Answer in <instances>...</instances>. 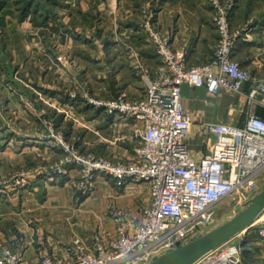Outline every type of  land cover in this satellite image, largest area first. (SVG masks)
<instances>
[{
    "label": "crops",
    "instance_id": "1",
    "mask_svg": "<svg viewBox=\"0 0 264 264\" xmlns=\"http://www.w3.org/2000/svg\"><path fill=\"white\" fill-rule=\"evenodd\" d=\"M21 3L22 0H0V23L16 27L13 31L19 29L21 40L24 38L22 45L14 46L12 54H7L8 63L10 60L21 63L25 70L35 65L32 52L24 45L31 38L41 43L40 46L48 38L55 39L56 45L53 50L49 46L50 52L41 51L43 57L37 68L40 81L9 82L6 87L12 89L14 96L10 100H20L31 113V104L41 111L50 110L57 126L67 136H76L81 126L76 122L85 120L88 126L91 125L83 133L86 142L90 143L91 138L96 139L92 140L94 143L101 141L99 149L95 145L89 149L115 160L132 154L140 141L142 123L110 114L103 106L87 103L85 97L88 95L80 96L75 82L87 88L90 95L97 83L102 90L100 96L104 98L120 94L131 99L145 96V76L154 75L160 60L142 26L144 8L154 13L156 24L175 47L188 50L189 64L208 61L219 39L215 25L216 7L212 0H32L40 11L25 17L17 10ZM230 14L232 28L240 32L234 58L255 77L264 78V0H235ZM106 20L118 31L113 28L102 33L99 26ZM50 74H53V80L48 77ZM247 89V86L244 92L222 89L213 94L206 85H182L183 102L193 119L186 142L196 157L209 151L199 129L202 122L243 125L250 114L264 118V104L250 103ZM36 118L41 124L42 116ZM35 134L25 133L24 137L30 140L29 136ZM20 135L15 130L9 132V136ZM25 143L21 151L18 150L21 155L31 149L29 142ZM61 152L52 149L45 154L51 160L55 153ZM33 165L36 168L33 173L29 172L32 182L27 187L15 190L0 185V258L10 247L23 254L25 264H39L46 253L66 256L67 248L74 246L78 238L89 242L98 227L116 235L108 212L100 211L105 205L109 207L110 202L103 199L102 204H96L97 200L92 201L94 197L82 199L74 193H66V189H70L67 186H73L75 181L76 167L69 166L62 172L50 174L47 172L49 165ZM119 197L123 211L137 222L143 206L138 202L148 203L150 190L145 183L130 181L124 184ZM242 238L252 244V249L244 252L247 261L264 263L257 232L246 231Z\"/></svg>",
    "mask_w": 264,
    "mask_h": 264
},
{
    "label": "built area",
    "instance_id": "2",
    "mask_svg": "<svg viewBox=\"0 0 264 264\" xmlns=\"http://www.w3.org/2000/svg\"><path fill=\"white\" fill-rule=\"evenodd\" d=\"M212 1L219 39L213 56L202 64H189L188 50L175 47L156 24L154 13L143 9L142 26L160 60L154 75L145 76V96L129 99L121 94L96 102L110 114L142 123L141 141L132 154L114 160L70 151L72 155L47 171L53 174L69 166L80 168L84 186L100 175L124 184L146 183L150 198L142 206L140 220L117 214L116 237L103 230L94 234L90 243L76 240L66 256L46 253L39 264H144L206 230L221 201L233 196L243 203L264 186L263 117L250 114L243 125L202 122L199 129L209 151L199 157L186 142L193 119L182 98L185 83L206 85L213 94L222 89L244 92L247 86L248 101L264 104V78L255 77L234 58L240 32L232 28L229 10L221 0ZM261 214L248 229L193 264H254L244 254L252 249L251 241L241 240L246 231L257 232L264 258V220L260 221L264 212ZM2 263L25 264V259L8 247L0 258Z\"/></svg>",
    "mask_w": 264,
    "mask_h": 264
},
{
    "label": "rangeland",
    "instance_id": "3",
    "mask_svg": "<svg viewBox=\"0 0 264 264\" xmlns=\"http://www.w3.org/2000/svg\"><path fill=\"white\" fill-rule=\"evenodd\" d=\"M221 2L228 8L229 13H231L235 0H221ZM15 28L16 27L3 26V24L0 23V185L6 187L10 186L12 188H15V190H19L23 189V187H27L30 182H32L28 176L29 172L31 171V173H33L32 170L36 168V166H34L33 164L37 165V167H44L47 165H49L48 167L57 166V164L60 163L61 160H65L67 157L72 155L70 151L78 152V154L82 155H104L92 152L90 150L92 149V145L97 146L98 148L96 149H99L101 145L98 144H100L101 141L94 143L92 140L96 139L91 138L90 143L86 142L87 138L83 137V133L84 131H86L85 129H89L91 125L88 126L85 120L76 122L81 124V126H79L80 129L77 131L78 134L76 136H67L65 132L57 126L54 119V113H51L50 110L41 111L38 110L34 104H31L29 105L30 108H32L33 110L31 113L28 112L29 108L25 106L24 103L20 102V100H10V98H13L14 96L12 95V89H7L6 87L9 82H11L12 80L19 82L26 80L27 83H35L36 81H40L38 79L39 71L37 70V68L39 67V64L41 62L40 59H42L43 57V53L41 54V51L50 52V48H52L53 50L56 45L55 39L52 40L48 38L46 43L42 44L41 47V43H38L31 38V40H26L24 45L28 47L30 52H32L33 57L31 59L35 60V65L32 68L27 67V69L25 70V67H23L21 63H13L12 60H10V62L8 63L7 54H12L11 52H13V47L22 45V41H24V38H22L21 40V37L19 35L21 31L19 29H16L17 32L13 31L15 30ZM99 28L103 31L102 33L107 32L108 30H111L113 28H115V31H118L116 26L113 23H110L108 20H106L105 23L100 24ZM43 48L45 50H43ZM47 72L48 74L50 73L49 71ZM51 76H53V74L48 75L49 78ZM53 79L54 78L51 77V80ZM75 83L76 85H78L77 91H79L80 96L88 95L87 97H85V100L87 101V103L93 104L92 106H95L97 104L96 102L99 100H109L113 98H104L100 96L102 94V90L100 87H98L97 83L94 86V93H92V95L87 94V88L82 87L77 81ZM35 91L39 94L37 90ZM95 92L98 94H96ZM126 97L129 98L128 96ZM49 106L53 107L52 105ZM90 112L92 113V111ZM36 116H42L40 120L42 122L41 124L39 121H37ZM12 130H15L21 135L19 137L9 136V132ZM34 130H38L36 131V134L33 133ZM25 133L35 135H30L29 138L31 139L27 140L28 137H24ZM140 137L141 136L139 135L138 140L141 141ZM140 141H138V143ZM25 142H29V148L31 149H27L29 151L21 155L19 152L21 151V146ZM52 149H60L62 152L60 154L55 153V157L50 160V158L45 154V152L51 151ZM122 159L125 158H117L116 160ZM31 161H33V163H31ZM77 170L78 171L75 177V181L73 182V186H67L70 189H66V193H74L76 195H79V197L81 196L82 199L90 196L92 198L94 197L93 200H91L93 202L97 200L95 202L96 204H102L103 199H106L108 202H110L109 207L105 205L104 208H99L100 211H102L103 213L108 212L116 227V235L113 236L111 232L102 229L101 227H98L95 230L94 234L105 230L107 233L110 234V237H116L118 235V225L115 221L116 215L120 214L121 216H124L128 219H132L128 217L125 211H123V203H119L118 201L120 198L119 196L122 194V191L124 189V183H120L118 180L110 176L100 175L96 176V179H94L91 184L84 186L82 180L83 174L80 168H77ZM138 203H142L144 205L143 201H139ZM240 204L242 203H239L238 199H235L233 196L221 201L214 209L215 212L213 213V219L210 223H208L206 229H210L216 224L220 223L222 215L225 212L231 210L232 208ZM263 220L264 216L260 217V221ZM92 238L93 236L91 237V239ZM91 239L88 240L89 243ZM78 240L88 243L82 237L81 239L78 238ZM236 242L240 243L241 240L237 238Z\"/></svg>",
    "mask_w": 264,
    "mask_h": 264
},
{
    "label": "water",
    "instance_id": "4",
    "mask_svg": "<svg viewBox=\"0 0 264 264\" xmlns=\"http://www.w3.org/2000/svg\"><path fill=\"white\" fill-rule=\"evenodd\" d=\"M263 210L264 186L248 200L225 212L220 223L179 246L159 252L144 264H193L209 251L248 229Z\"/></svg>",
    "mask_w": 264,
    "mask_h": 264
},
{
    "label": "trees",
    "instance_id": "5",
    "mask_svg": "<svg viewBox=\"0 0 264 264\" xmlns=\"http://www.w3.org/2000/svg\"><path fill=\"white\" fill-rule=\"evenodd\" d=\"M21 5L22 6L17 9L19 11L21 17H25L28 14H30L31 12L36 13V12L40 11L38 9V6L33 5L32 0H22Z\"/></svg>",
    "mask_w": 264,
    "mask_h": 264
},
{
    "label": "bare ground",
    "instance_id": "6",
    "mask_svg": "<svg viewBox=\"0 0 264 264\" xmlns=\"http://www.w3.org/2000/svg\"><path fill=\"white\" fill-rule=\"evenodd\" d=\"M263 212H264V211H262L261 213L263 214ZM262 214H261V215H262Z\"/></svg>",
    "mask_w": 264,
    "mask_h": 264
}]
</instances>
